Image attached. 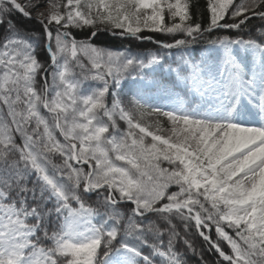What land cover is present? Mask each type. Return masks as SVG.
Returning <instances> with one entry per match:
<instances>
[{"label": "snow or ice", "instance_id": "obj_1", "mask_svg": "<svg viewBox=\"0 0 264 264\" xmlns=\"http://www.w3.org/2000/svg\"><path fill=\"white\" fill-rule=\"evenodd\" d=\"M192 8L0 0V264H264V0Z\"/></svg>", "mask_w": 264, "mask_h": 264}, {"label": "trees", "instance_id": "obj_2", "mask_svg": "<svg viewBox=\"0 0 264 264\" xmlns=\"http://www.w3.org/2000/svg\"><path fill=\"white\" fill-rule=\"evenodd\" d=\"M24 3H28L29 0H22ZM239 2V0H238ZM193 12L195 13V19H197L199 22L204 24V26H207V0H193ZM230 22V21H229ZM254 25H258L260 23L259 20L253 19L251 22ZM21 31L27 33L28 35L32 36L34 38V42L37 44V55L38 58L41 60V62L47 64L48 61V54L46 52V45L44 42V35L43 31L40 28L38 24H35L34 22H23V27ZM87 29L84 31H76L75 35L77 38L83 39L86 36ZM224 34H230L235 38V31L234 30H215L212 38H215L216 35H224ZM145 35H151L154 39L164 40L167 41L168 37L165 34H159V33H145ZM257 35H259V32H257ZM95 44L107 48H111L113 50H123L131 47L135 51H141V52H147V51H155L156 45L144 41L141 43L140 41L135 40H129L128 38H121L119 36H113L110 33H100L99 37L94 41ZM196 49L195 54H200V49L205 47L204 43H200L194 46ZM39 79V78H38ZM123 127V124H121ZM172 190H175L174 188ZM214 235V233H213ZM190 239L194 245V247L197 249V252L195 254H192L191 252L188 253V264H219V261L217 257L214 254H210L206 251L207 244L204 243L198 235H195L193 233H190ZM203 251V261L200 260V250ZM180 251L183 253L184 248L181 247ZM225 251H228L227 247H225Z\"/></svg>", "mask_w": 264, "mask_h": 264}]
</instances>
